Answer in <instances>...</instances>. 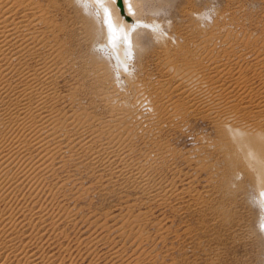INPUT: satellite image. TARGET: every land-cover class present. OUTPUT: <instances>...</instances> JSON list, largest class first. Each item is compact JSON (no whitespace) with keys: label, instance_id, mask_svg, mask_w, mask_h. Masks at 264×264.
<instances>
[{"label":"bare ground","instance_id":"obj_1","mask_svg":"<svg viewBox=\"0 0 264 264\" xmlns=\"http://www.w3.org/2000/svg\"><path fill=\"white\" fill-rule=\"evenodd\" d=\"M60 1L76 4L83 13L92 14V19L87 21L80 19V27L77 30L68 26L66 23L68 18L65 17ZM138 1L0 0V136L7 135L3 142L0 140V180L7 185L5 190L0 188V207L2 202L6 203L17 198L21 187L27 186L32 191L36 186L44 184L49 178L46 175L50 176L55 171L57 158L60 157V162L72 160L73 152L77 154L82 152L85 157L97 164V167L118 172L121 176L131 175L135 187L151 198L157 197L155 200H164L166 197H172L175 201L181 200L183 195L190 192L193 179L186 181L189 178H181V171L177 167L172 166L171 173L176 177L175 180L179 178L182 183L186 181V187L178 188L177 181L166 190L161 186L154 188L150 185V179L155 171L169 168L165 160L167 154L172 157L177 155L172 149L168 150L169 148L166 149L162 144H157V134L161 130L159 120L171 122L172 119L178 118L177 106L181 105L185 109L190 108L194 112H199L201 117L210 120L217 134L213 141L196 149L197 152L195 151L194 154L196 157L198 155L201 161V164L197 162L196 157L191 160L194 161L196 169L208 171V181L215 182V190L221 191L226 186L225 183L237 184L234 186V194L244 189L242 185L249 177L253 184L255 202L264 214V124H253L249 119L241 118L230 108L235 106L233 104L224 106L217 93L222 84L220 82L218 85L207 84L204 77L205 62L201 51L211 53L215 48L211 50L214 40L224 39L226 43H230L233 36L239 34L224 29L221 32V29L217 30L218 28L214 29L215 32L202 34L201 29H193L190 33L199 38L194 42L196 50L192 52L186 47L188 36L179 33L182 43L177 41L176 48H166L160 56L158 65L164 71L165 78L156 81L148 77L138 78L136 75L138 71L136 73L127 71V63L131 55L135 54L134 57H137V38L142 30L134 28L138 25L154 23L157 27L153 29V34L157 38L158 30L165 31L163 26H158L156 20L149 22L145 20ZM232 15L235 17L234 14ZM60 17L62 21H59ZM180 35H186V38ZM82 45L89 49L99 45L105 48L103 50H109L112 60L108 57V63H97L91 62L87 54L80 53L74 56L76 52L73 46ZM209 63H211L210 59ZM110 65H114V70ZM140 65L135 58L133 66L139 69ZM68 71L72 72L74 83L69 92L61 94L56 85ZM214 77L215 75L210 77L212 82H216ZM217 81H220L219 76ZM129 91L133 93L137 106L127 99ZM65 97L69 101L70 99L74 101L77 97H89L102 102V107L109 113L110 120H105V124L95 118L88 121L87 117L90 114H85V111L79 112L75 108L70 113H67V110L63 111L58 104L62 103ZM158 99L160 101L166 99L158 104L162 105L165 111L161 116L155 115L157 112L155 103ZM169 99L173 102L166 104ZM143 108H145L144 112L141 111ZM82 116H85L84 120ZM101 122L103 124L98 126ZM177 122L174 121L172 124L175 126ZM132 127L135 130L139 127L138 131L147 135L144 143L150 147V152L143 155L145 161L141 162L142 164L127 162L125 153L121 155L117 149L119 146L123 148L128 145L123 133H126V130L127 133L130 130L132 132L130 129ZM101 141H105L106 145L102 149L96 146L100 149L95 150V145ZM74 146H76L75 150ZM211 147L215 149L209 153L207 149ZM63 148L67 150L65 153L68 152V157L64 160L61 157ZM201 154L208 162H204ZM16 155H19L23 162L20 170H14L13 162ZM239 178L240 180L237 181ZM179 208L183 209L182 211L188 209L186 204ZM17 209L16 213L21 216L19 221H16L15 213H12L7 206L0 209V258L2 259L0 264H55L50 260L52 253L43 254L47 257L46 260H43V256L38 257L40 235L35 237L34 232V236L29 241L27 239V242H23L18 235L21 230L17 229V225L25 227L23 229L30 227L32 231L37 229V233L39 229H44L46 221L43 214L38 216L36 212L28 214L23 206ZM45 217L47 218V215ZM138 217L136 216L134 221H140L141 216L139 219ZM70 218L71 216L66 219ZM122 223L124 226V222ZM260 223L264 233V216ZM120 226L119 230L122 228V225ZM138 231L140 230L136 232ZM131 234L130 236L136 240L137 236ZM141 239L143 240V237ZM32 246L36 247L29 251ZM116 253L117 251H113L111 258L118 259ZM38 258H41L42 263L37 261Z\"/></svg>","mask_w":264,"mask_h":264},{"label":"rangeland","instance_id":"obj_2","mask_svg":"<svg viewBox=\"0 0 264 264\" xmlns=\"http://www.w3.org/2000/svg\"><path fill=\"white\" fill-rule=\"evenodd\" d=\"M60 3L65 17L68 18L66 20L68 26L77 30L80 27V19L86 21L92 19V14L83 13L76 4L69 1ZM138 3L141 4V14L145 20L147 22L156 20L158 26H163L165 31L158 30L157 38L153 34V29L157 27L154 23L134 28L142 30L137 38V57H134L135 54L131 55L127 71L134 73L138 71L136 74L138 78L148 77L152 81L163 79L164 71L158 65L160 56L166 48H176V42H181L179 33L188 36L186 47L194 52L196 50L194 42L199 37L196 38L190 33L193 29H201L202 34L215 32L214 29L217 28L221 29V32L223 29L234 31L239 35L233 36L230 41L231 47L229 42L220 39L213 41L211 45V50L215 47L213 52L201 51L205 62V81L210 85L213 83L218 85L219 82L222 84L217 93L224 106L233 104L235 106L230 108L241 118L249 119L253 124H264V0H139ZM229 12L231 13L228 14ZM59 21H62V17ZM186 35L180 36L186 38ZM73 48L76 52L74 56L80 53L87 54L91 62L108 63V59L112 58L109 50H103L105 48L99 45L94 49H89L85 45ZM135 58L138 65L141 64L139 69L133 66ZM110 66L114 70V65ZM66 73L56 85L61 94L69 92L74 83L72 72L68 71V75ZM213 75L216 82L210 79ZM218 76L220 81H217ZM123 87L128 90L127 87ZM130 92L127 99L132 104L134 97ZM62 100L58 107L63 111L67 110V113L75 108L79 112L85 111V114H90L89 117L86 116L88 121L95 118L105 124V120H110L109 113L102 107L103 103L96 99L77 97L74 101L72 99L69 101L65 97ZM162 101L158 99L155 103L156 116L165 114L162 105H158ZM172 102V99H169L166 104ZM177 108L179 117L172 119L171 122L156 117L161 127L156 138L157 144H162L166 149L169 148L168 150L172 149L177 155L172 157L167 154L165 160L169 168L155 171L150 179V185L154 188L161 186L166 190L177 181L178 188H182L186 187V181L193 179L190 192L183 195L181 200L175 201L172 197L155 200L157 197L151 198L135 187L131 175L121 176L118 172L97 167V164L85 157L82 152H78L79 154L73 152L72 160L69 159V162H60V157L57 158L55 171L50 176L46 175L49 178L44 184L36 186L32 191L27 186L21 187L15 200L2 202L0 209L7 206L15 213L16 221L21 219L15 211L19 206L26 208L28 214L32 212H36L37 216L43 214L45 226L44 229H39L38 233L37 229L32 231L30 227L23 229L25 227L17 225V229L21 230L18 234L21 240L29 241L34 232L35 237L40 235L41 250L37 248L39 252L43 251L39 253L37 249L38 257L52 253L50 260L55 264H264V233L260 223L264 214L255 202L252 180L248 177L242 185L244 189H240L236 194L233 191L237 184L233 185L230 182L225 183L226 186L221 191L215 190V182L208 181V171L196 169L194 161H191L196 157L194 153L199 146L206 145L216 138L215 128L211 121L201 117L199 112H194L190 108L185 109L181 105ZM144 109L141 111L144 112ZM82 118L84 120L85 116ZM174 121H178L175 126L172 124ZM102 122L98 126L102 125ZM130 129L132 132L130 130L127 133L126 130L127 134L123 133L128 145L123 148L119 146L118 152L121 155L125 153L127 162L142 164L145 161L143 155L150 152V147L144 143L147 135L139 132V127L136 130L133 127ZM6 136L1 135L0 140L3 142ZM101 142L95 145V150L106 145L105 141ZM214 149L211 147L207 150L211 153ZM62 150V159H67L68 152L65 153L67 150L65 148ZM191 155L192 157H189ZM201 155L203 158V154ZM196 159L201 164L198 155ZM203 160L208 162L204 158ZM60 164L61 166H58ZM13 166L14 170L23 167L19 155H16ZM172 166L181 171V178L189 179L185 183L180 182L179 178L175 180L176 177L171 173ZM239 180L240 178L237 181ZM250 181L251 183H248ZM6 186L0 180V188L5 190ZM201 199L202 201H199ZM180 204L182 207L186 204L188 209L182 211L183 209L179 208ZM206 208L208 209L205 210ZM66 214L71 218L66 219ZM136 216H141L140 219L138 217L140 221H134ZM120 225L122 228L119 230ZM137 230L140 231L136 232ZM60 233L62 235L59 236ZM131 233L138 238L134 240V237L130 236ZM35 247H30L29 251ZM113 251H117L116 260L110 256ZM43 257V260H46L47 257ZM41 258L37 261L42 263Z\"/></svg>","mask_w":264,"mask_h":264},{"label":"snow or ice","instance_id":"obj_3","mask_svg":"<svg viewBox=\"0 0 264 264\" xmlns=\"http://www.w3.org/2000/svg\"><path fill=\"white\" fill-rule=\"evenodd\" d=\"M168 7H170V6H168ZM176 7L178 8V7H179V5H176ZM165 11H167V7H165Z\"/></svg>","mask_w":264,"mask_h":264}]
</instances>
